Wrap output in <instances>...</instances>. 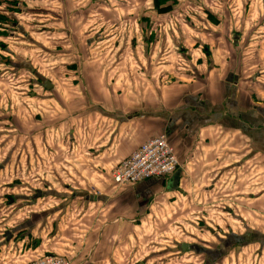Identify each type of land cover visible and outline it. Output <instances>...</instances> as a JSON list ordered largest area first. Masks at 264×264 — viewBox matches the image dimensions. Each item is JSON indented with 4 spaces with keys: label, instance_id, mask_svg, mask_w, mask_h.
I'll return each mask as SVG.
<instances>
[{
    "label": "rangeland",
    "instance_id": "obj_1",
    "mask_svg": "<svg viewBox=\"0 0 264 264\" xmlns=\"http://www.w3.org/2000/svg\"><path fill=\"white\" fill-rule=\"evenodd\" d=\"M53 1L0 0L3 244L4 234L15 235L10 229L16 225L22 224L21 232L30 228L35 201L50 200L48 187L60 189L62 175H73L82 166L79 156L90 157L78 123L85 101L97 100L93 82L84 93L85 77L94 75L87 64L99 63L109 86L125 88L126 81H115L113 68L118 64L134 71L143 58H153L151 67L166 72L151 76L157 89L186 86L198 77L195 58L211 53L207 40L241 41L242 48L231 55L240 52L252 76L259 72L256 101L264 112V0H55L54 6ZM215 56H221V49ZM246 78L249 93L254 82ZM45 81L54 89L46 91ZM246 152H254V146L248 144ZM158 180L161 189L140 215L130 214V249L120 243L113 263L258 264L254 211L251 215L244 208L254 191L236 192L237 185L227 193L220 185L216 191L194 193L177 183L169 192L171 178ZM233 180L240 182L238 176ZM182 244L188 247L184 253Z\"/></svg>",
    "mask_w": 264,
    "mask_h": 264
},
{
    "label": "crops",
    "instance_id": "obj_2",
    "mask_svg": "<svg viewBox=\"0 0 264 264\" xmlns=\"http://www.w3.org/2000/svg\"><path fill=\"white\" fill-rule=\"evenodd\" d=\"M207 41L211 53L195 58L198 77L186 86L176 83L157 89L151 76L166 72L151 67L153 58H143L134 71L118 64L113 68L115 81H126L125 88L109 86L99 63L87 64L94 75L85 77L84 93L93 82L97 100L96 104L85 101L78 123L80 141L84 140L81 142L88 149L84 152L90 157L79 156L77 162L82 166L73 175H62L65 183L60 189L48 187L50 200L35 201L29 229L21 232L19 224L10 229L15 235L6 232L7 239L4 234L0 264H29L44 255L68 264H106L109 259L115 264L119 244L130 249V214L145 208L161 189L162 180L151 178L116 187L109 174L139 145L160 134L167 136L179 161L169 177V192L178 183L194 193L216 191L220 185L227 193L237 185L236 192L256 193L254 199H245L244 208L251 215L254 211L259 250L255 261L264 264V112L256 101L261 89L256 84L259 72L252 76L254 70L247 67L240 52L231 55L238 46L242 48L241 41ZM218 49L221 56H215ZM251 60L258 63L260 59ZM246 76L254 82L249 93ZM48 83L44 89L53 90L54 85ZM248 144L254 146V152H246ZM236 176L239 184L233 180ZM220 178L222 184L217 183ZM92 185L96 191L90 190ZM177 192L184 193L180 188Z\"/></svg>",
    "mask_w": 264,
    "mask_h": 264
},
{
    "label": "built area",
    "instance_id": "obj_3",
    "mask_svg": "<svg viewBox=\"0 0 264 264\" xmlns=\"http://www.w3.org/2000/svg\"><path fill=\"white\" fill-rule=\"evenodd\" d=\"M179 167L166 135L161 134L146 140L127 156L111 173V181L116 186L134 185L156 178L166 180ZM29 264H68L64 259L44 255Z\"/></svg>",
    "mask_w": 264,
    "mask_h": 264
},
{
    "label": "water",
    "instance_id": "obj_4",
    "mask_svg": "<svg viewBox=\"0 0 264 264\" xmlns=\"http://www.w3.org/2000/svg\"><path fill=\"white\" fill-rule=\"evenodd\" d=\"M43 85H44V88L47 89L46 86H49V83L45 81ZM5 236L8 239V233H6ZM180 249H181V252L184 253V252H186L188 250V247H187V245L182 244L180 246Z\"/></svg>",
    "mask_w": 264,
    "mask_h": 264
},
{
    "label": "bare ground",
    "instance_id": "obj_5",
    "mask_svg": "<svg viewBox=\"0 0 264 264\" xmlns=\"http://www.w3.org/2000/svg\"><path fill=\"white\" fill-rule=\"evenodd\" d=\"M167 140H168V138H167ZM168 144H169V146H170V148H171V150H172V152H173V149H172V146L170 145V141L168 140ZM173 154H174V152H173ZM175 155V154H174ZM177 159V158H176ZM177 161H178V159H177ZM178 165H179V161H178Z\"/></svg>",
    "mask_w": 264,
    "mask_h": 264
}]
</instances>
